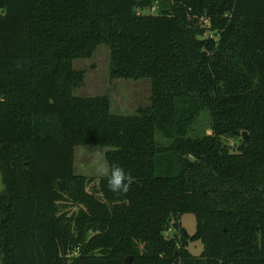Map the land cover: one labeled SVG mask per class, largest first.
<instances>
[{"label":"trees","instance_id":"obj_1","mask_svg":"<svg viewBox=\"0 0 264 264\" xmlns=\"http://www.w3.org/2000/svg\"><path fill=\"white\" fill-rule=\"evenodd\" d=\"M152 1L0 0V264H264V0ZM100 44L111 78L149 80L135 114L74 95ZM83 145L126 193L74 173Z\"/></svg>","mask_w":264,"mask_h":264},{"label":"rangeland","instance_id":"obj_2","mask_svg":"<svg viewBox=\"0 0 264 264\" xmlns=\"http://www.w3.org/2000/svg\"><path fill=\"white\" fill-rule=\"evenodd\" d=\"M156 0H153L150 5L142 9L143 13L157 12ZM197 22L206 24L205 18H200ZM211 32L205 30L204 36H211ZM74 69L84 71L83 83L73 90L77 96H93V95H108L110 100V112L120 115L135 114L139 106H144L149 103L150 82L147 78L141 79H124L111 78L109 75V49L106 45L100 44L90 57L75 58L72 61ZM179 107V104H178ZM209 115L206 112H201L197 117V123L194 125L193 132L199 135L203 132L210 133L206 127L209 126ZM206 128V129H205ZM227 142L234 147L238 143L237 139H228ZM108 147L83 145L74 147L73 170L76 174L100 178L97 172L98 161H103L107 165L105 152ZM173 172V171H172ZM96 182V181H95ZM3 189L2 177L0 175V190ZM179 223L185 228L186 232L193 234L196 227L195 216L191 212H186L179 217ZM174 228H168L165 231L166 237H171L174 234ZM188 250L199 255L202 251V244L199 240L189 241ZM181 264V263H177Z\"/></svg>","mask_w":264,"mask_h":264},{"label":"clouds","instance_id":"obj_3","mask_svg":"<svg viewBox=\"0 0 264 264\" xmlns=\"http://www.w3.org/2000/svg\"><path fill=\"white\" fill-rule=\"evenodd\" d=\"M97 172L101 177L107 178L109 189L115 193H126L129 190L131 177L124 171V169L117 165H105L103 161H98Z\"/></svg>","mask_w":264,"mask_h":264},{"label":"water","instance_id":"obj_4","mask_svg":"<svg viewBox=\"0 0 264 264\" xmlns=\"http://www.w3.org/2000/svg\"><path fill=\"white\" fill-rule=\"evenodd\" d=\"M242 136H243V138H244L246 141L249 140V136H248V134H247L246 131H243V132H242ZM172 227H173L175 230L178 228L176 222H173V223H172ZM130 261H131V256H130V257H126V258L124 259V264H130Z\"/></svg>","mask_w":264,"mask_h":264}]
</instances>
